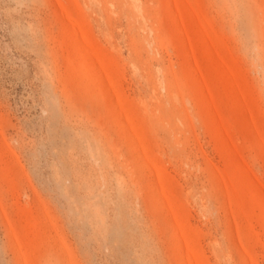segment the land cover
Masks as SVG:
<instances>
[{"label":"rangeland","instance_id":"obj_1","mask_svg":"<svg viewBox=\"0 0 264 264\" xmlns=\"http://www.w3.org/2000/svg\"><path fill=\"white\" fill-rule=\"evenodd\" d=\"M0 264H264V0H0Z\"/></svg>","mask_w":264,"mask_h":264}]
</instances>
